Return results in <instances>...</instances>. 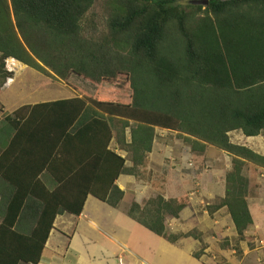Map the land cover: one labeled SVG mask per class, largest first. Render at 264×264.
Wrapping results in <instances>:
<instances>
[{
  "label": "trees",
  "instance_id": "obj_1",
  "mask_svg": "<svg viewBox=\"0 0 264 264\" xmlns=\"http://www.w3.org/2000/svg\"><path fill=\"white\" fill-rule=\"evenodd\" d=\"M95 1L0 0V88L13 76V58L59 80L75 73L100 84L125 75L116 86L132 90L128 104L76 95L4 115L0 264H39L57 215H80L89 194L118 207L125 191L117 180L140 176L158 128L196 155L212 145L231 156L224 197L207 209L227 208L241 252L253 224L245 166L264 167V155L230 133L264 135V0H103L100 13ZM186 206L157 194L143 205L133 200L127 212L173 244L202 242L193 253L200 259V233L167 228Z\"/></svg>",
  "mask_w": 264,
  "mask_h": 264
},
{
  "label": "rangeland",
  "instance_id": "obj_2",
  "mask_svg": "<svg viewBox=\"0 0 264 264\" xmlns=\"http://www.w3.org/2000/svg\"><path fill=\"white\" fill-rule=\"evenodd\" d=\"M102 3L103 0H96L92 12L100 13ZM10 59L13 63L9 62ZM12 59L7 60L10 67L15 70L11 71L13 84L21 87H24L22 84L25 82H28V85L32 84L33 89L37 88L39 99L52 101L73 95L97 98L101 94L114 97L123 104L131 102L132 90L129 85L121 86L119 89L116 86L117 81L122 83L127 81L125 75L119 76L114 82L100 84L75 73L70 74L66 80H59L37 69L21 67L20 61L18 66L12 65L15 63ZM22 68L26 69L23 73ZM16 85L11 88L12 92L16 89ZM115 88L118 91L112 94L111 91ZM20 91L23 92V90ZM18 103V99H12V103L7 105L11 108ZM6 113L10 114L0 102V126ZM129 130L127 128L128 134ZM157 130L154 154L148 160V165L144 169L141 168L140 176L120 178L121 185L127 189V196L121 203V208H129L133 200L143 205L145 200L157 194H168L169 198L185 201L187 206L179 218H167V228L173 233L194 230L197 234H201L207 248L198 259L188 252V248L170 246L175 250L172 255L181 264H264V167L255 166L252 163L245 166V174L253 182V195L249 197V204L254 219L253 224L245 232L247 240L239 241L241 252H237L236 241L239 237L227 208L223 207L211 215L207 209L209 205L218 203L225 194L226 175L232 166L231 156L212 145H208L205 154L196 155L191 152L186 143L176 137L175 133L159 128ZM230 137L233 142L246 145L264 155V136L255 139L246 137L241 131H234L230 133ZM112 147H115L114 142ZM121 153L126 156L125 152ZM126 163L128 166L132 165L130 161ZM168 183H170L169 188L166 186ZM65 213L72 214L68 212L62 214ZM135 226H139L138 228L142 230L140 233L145 236H141L144 237L143 241L160 240L157 235L141 224L136 222ZM226 243L230 245L225 247ZM201 248L202 242L196 240L194 246L189 249L194 250L195 253ZM172 260L175 261V258L172 257ZM147 261L150 262L149 259Z\"/></svg>",
  "mask_w": 264,
  "mask_h": 264
},
{
  "label": "crops",
  "instance_id": "obj_3",
  "mask_svg": "<svg viewBox=\"0 0 264 264\" xmlns=\"http://www.w3.org/2000/svg\"><path fill=\"white\" fill-rule=\"evenodd\" d=\"M16 63L20 62L16 61ZM20 66L27 67L22 63H20ZM22 69L24 70V68ZM23 70L21 71L22 73L26 71V69ZM14 85L16 84L11 81L10 84L0 88V94H2L0 102L10 114L24 105H34L49 101L48 99H39L37 88L33 89V85H28V82L22 84L24 87L16 85V89L12 92L11 88ZM20 90H23V92ZM12 99H18L19 103L9 108L7 104H11ZM260 136L264 135L249 138L257 139ZM154 150L155 146L147 159L146 166L148 165V160L154 154ZM118 152L122 155L121 152L124 151ZM126 176L130 175H122L120 178ZM120 178L117 180V184L125 191V199L127 189L121 185ZM166 186L169 188L170 183L166 184ZM164 196L169 198L168 194ZM121 203L118 207H113L89 194L80 215L59 214L54 221V228L51 230L42 251L39 264H181L172 255L175 250L170 248V246L182 249L188 248L189 253H194V250L189 248L194 246L195 240L185 244H173L157 236L160 240L143 241L142 239L145 236L140 233L142 230L138 228L139 226H135L136 221L129 217L128 208H121ZM250 211L253 216L251 207ZM172 257L175 258V261L172 260Z\"/></svg>",
  "mask_w": 264,
  "mask_h": 264
},
{
  "label": "water",
  "instance_id": "obj_4",
  "mask_svg": "<svg viewBox=\"0 0 264 264\" xmlns=\"http://www.w3.org/2000/svg\"><path fill=\"white\" fill-rule=\"evenodd\" d=\"M191 3L195 5H205L206 6L208 4V0H192Z\"/></svg>",
  "mask_w": 264,
  "mask_h": 264
},
{
  "label": "built area",
  "instance_id": "obj_5",
  "mask_svg": "<svg viewBox=\"0 0 264 264\" xmlns=\"http://www.w3.org/2000/svg\"><path fill=\"white\" fill-rule=\"evenodd\" d=\"M9 62H12L11 59ZM13 63V62H12ZM18 64V63H17ZM16 63L12 64V65H17ZM18 66V65H17ZM7 68L10 70V71H15L13 68L10 67V64H8V60H7ZM12 81V78H8L7 80V84H10V82Z\"/></svg>",
  "mask_w": 264,
  "mask_h": 264
},
{
  "label": "bare ground",
  "instance_id": "obj_6",
  "mask_svg": "<svg viewBox=\"0 0 264 264\" xmlns=\"http://www.w3.org/2000/svg\"><path fill=\"white\" fill-rule=\"evenodd\" d=\"M15 63H16V61L15 60H13ZM17 64V63H16Z\"/></svg>",
  "mask_w": 264,
  "mask_h": 264
},
{
  "label": "clouds",
  "instance_id": "obj_7",
  "mask_svg": "<svg viewBox=\"0 0 264 264\" xmlns=\"http://www.w3.org/2000/svg\"><path fill=\"white\" fill-rule=\"evenodd\" d=\"M12 60H15V59H12ZM19 62V61H18Z\"/></svg>",
  "mask_w": 264,
  "mask_h": 264
}]
</instances>
